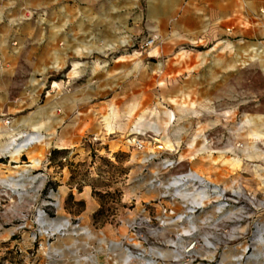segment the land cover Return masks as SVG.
<instances>
[{
  "label": "rangeland",
  "instance_id": "obj_1",
  "mask_svg": "<svg viewBox=\"0 0 264 264\" xmlns=\"http://www.w3.org/2000/svg\"><path fill=\"white\" fill-rule=\"evenodd\" d=\"M112 1L115 6L111 14L112 34L103 29L98 31L105 27L99 26L100 23L87 25L86 28L93 27L99 35L67 38L64 60L56 67L43 64L44 52L33 57L35 72L26 73L13 86L14 93L19 95L17 113L48 106L58 117L59 96L65 90L76 92L80 105L86 104L88 98L93 102L117 92L118 96L110 102L115 111L125 107L127 111L143 112L161 124L167 120L174 122L171 128L168 123L166 129L156 131L155 137L162 148H170L175 140L178 152L184 157L176 172L190 167L223 188L227 196L222 209L226 219L220 225L196 228L192 233L186 227L173 229L145 224L138 229L143 238L139 246L144 252L157 245L161 254L170 248L175 259L169 264H193L200 260L199 248L208 250V264H220L219 256L229 253L240 255L239 264H250L259 255L260 240L264 237V224L261 227L257 218L264 209V30L237 36L223 33L210 42L202 39L204 31H201V40H197L183 34L180 21L164 19L167 13L162 4H148L147 0ZM26 10L32 14L25 15ZM156 12L161 20H153ZM46 14L43 6H22L10 15L15 25L31 20L41 29ZM221 24L223 32L232 27L229 22ZM170 31L181 34L172 44L175 51H181L178 56L182 54L184 58L188 51L197 54L200 63L193 70L198 73L197 82L187 69L191 63L177 72L165 65L169 55L164 53L170 46L166 34ZM150 33L157 34V41L141 47V41ZM214 44L221 47L207 53L206 48ZM210 56L223 60L225 66L221 70L223 78L211 84L209 77L219 70L215 63L212 67L207 63ZM170 110L173 116L168 117ZM3 119L8 124L9 119ZM50 130L56 135L43 140L50 145L61 144L58 128ZM21 132L30 133L19 130L0 136V148L5 150L0 156V264H71L74 260H78L77 264H111L107 258L112 253L125 264L130 255L125 243L128 236H133L124 224L125 210L130 206L121 201L125 178L131 172L125 159L133 147L125 142L128 132L121 135L120 151H112L95 133L87 132L73 144L77 151L69 160L73 151L66 152L63 160L55 154L44 168L41 163L27 160L25 153L9 154L20 145L14 137ZM64 133L61 129L59 135ZM92 135L96 139H91ZM155 142L144 139L143 143L145 148L153 149ZM3 143L7 146L2 147ZM27 156L32 158L37 154ZM57 160L68 165L76 187L83 183L90 186L91 195L98 203L87 220L69 221L63 233L60 228L65 222L52 218L59 211ZM169 191L176 196L171 200L174 209L191 200L184 188L175 185ZM194 201H197L195 197ZM209 205L217 211L216 201L210 199ZM65 207L71 218L72 213L85 211L83 202L71 198L65 200ZM190 239L195 243L184 251ZM131 241L136 240L133 237ZM139 260L143 264H167L145 255L139 256Z\"/></svg>",
  "mask_w": 264,
  "mask_h": 264
},
{
  "label": "crops",
  "instance_id": "obj_2",
  "mask_svg": "<svg viewBox=\"0 0 264 264\" xmlns=\"http://www.w3.org/2000/svg\"><path fill=\"white\" fill-rule=\"evenodd\" d=\"M147 3L164 5L166 7L165 13H167L164 19L170 22L180 21V27L185 30L183 34L195 36L197 40H201L199 36L201 31H204L202 39L210 42L211 39L223 33L229 36H237L241 35L242 32L248 34L264 30V0H147ZM22 6H43L46 8L47 14L41 29L31 20H23L17 25L13 24V17L10 14L20 11ZM87 6L92 9L87 8ZM114 9L112 0H72L71 2L64 0H0V136L6 137L10 133L24 130L29 131L30 134L41 133V140H43L56 135V132L50 130L54 127L58 128L59 141H62L58 145H50L44 140L43 142L41 140L29 142L23 148L20 147L21 145H17L9 153L10 155L25 153L27 160H31L33 164L41 163L44 168L51 163L49 157L51 148L65 149V153L60 154V156H66V152L73 151L68 156L69 160L71 155L77 151L73 144L87 132L95 133L96 137L104 140L107 147L112 151H120L121 135L133 128L160 132L167 128L168 123H170V128L172 127L174 122L167 120L161 124L150 120L149 116L143 112L137 113L134 109L127 111L124 107L120 111H115L110 102L118 96L117 92L106 94L102 99L93 102L87 95L88 102L80 105V96L76 92L65 90L59 96L58 117L50 112L48 106L41 109L26 110L25 113H17L20 112L15 107L16 102L19 101V95L14 93L13 86L18 85L21 80L19 78L26 73L35 72L33 57L35 55L40 56L44 52L46 57L43 64L51 68L56 67L61 59L64 60L67 38L75 40L87 34L99 35L93 27L86 28L87 25L94 26V23L97 25L100 23L99 26L105 25V27L99 28L98 31L103 29L107 34H112L111 14ZM152 18L154 21L162 19L159 12H156ZM221 22H229L232 27L223 32ZM171 28L170 26V30ZM180 35L179 32L174 33L173 31L166 34L170 40V46L166 47L168 51L164 53L169 55L165 65L177 72V70L185 68V64L191 63L187 69L194 77V81L197 82L198 73L193 71L196 65L200 63L197 54L188 51L182 58V54L178 56L181 51H175L172 45ZM220 47L218 44H214L208 46L206 50L207 53H211ZM224 51L222 50L221 53ZM215 59L210 56L207 62L211 67L215 63L219 70L216 75L209 77L208 83L210 84L224 76V71H221L225 67L224 61ZM37 66L42 67L40 64ZM66 102L69 104L66 105ZM167 115L168 117L169 115L173 116V112L170 110ZM5 117L9 119L8 124L3 119ZM61 129L65 130L63 135H59ZM109 133L110 135H105ZM67 139L70 140L69 143L66 142ZM125 142L129 144L126 140ZM1 146L6 147L7 144L3 143ZM145 147L143 143L140 148L132 147L126 153V166L127 168L131 166V172L126 176L125 189L121 192V201L130 206L125 210V227L131 217L147 215L150 216L147 224H155L162 217L164 222L160 226L173 229L190 226L193 228H210L225 221L224 211H215L209 203L192 212L182 207L175 208L173 213L160 212L162 207L172 206L171 200L168 198L170 192L166 188L165 182L172 173L178 170L177 166L184 157L178 152V148H176L178 145L175 144V140L174 143H171L170 148L169 146L162 149ZM28 153H36L37 156L29 158ZM150 155L151 157H149ZM169 158L176 159V163L171 168H165L163 161ZM29 164L28 162L27 165ZM56 166L59 171L57 176L59 211L56 210L52 218L61 219L65 223L78 219L87 220L88 215L98 206L97 201L91 195L90 186L83 183L81 187H76L74 185L76 180L71 177L70 168L65 162L57 160ZM188 168L190 169V167ZM195 173L203 177L200 173ZM164 193L167 194L164 196L162 195ZM67 198H71L75 202L81 200L85 206V211L83 213L80 210L77 213L74 212L71 218L69 213L65 212V200ZM147 203L148 206L142 208ZM181 215L183 216L180 219ZM257 218L262 227L264 209L259 212ZM165 249L167 252L161 254L159 246L155 245L144 250L143 255L154 261L164 260L169 264L175 259L174 252L168 247ZM259 252L256 258L250 260V264H264V237L260 240ZM198 256L200 260H196L193 264H208L206 261L210 260V257L207 249L199 248ZM107 259H110L111 264H121L120 259L115 257L113 253L112 257ZM218 260L220 264H239L241 257L229 253L228 256H219ZM136 261L139 262V258ZM77 262L78 260H74L71 264H77Z\"/></svg>",
  "mask_w": 264,
  "mask_h": 264
},
{
  "label": "built area",
  "instance_id": "obj_3",
  "mask_svg": "<svg viewBox=\"0 0 264 264\" xmlns=\"http://www.w3.org/2000/svg\"><path fill=\"white\" fill-rule=\"evenodd\" d=\"M32 14L29 10L25 11V15ZM157 41V34L150 33L146 35L143 40L140 43V46L148 47L154 44ZM156 131L154 130H148V129H139V128H133L127 133L126 141L135 148H140L143 145L144 139L148 140H156L154 146L156 149H162V144L158 142V139L155 137ZM15 140L18 139L19 144L22 146H25L26 144H29V142L33 141H39L42 138L41 133H25L21 132L20 134L17 133L14 137ZM20 139V140H19ZM91 139H96L94 135L91 136ZM14 143V142H13ZM4 149L0 148V156L3 155ZM151 157V155L149 156ZM153 157V156H152ZM64 159V157H62ZM176 159L169 158L165 161H163V166L165 168H171L175 165ZM179 186L181 188H184L186 193L188 194V197L191 198V200L181 203V207L185 210H188L189 212L195 211L197 208H200L204 204L209 203V200L212 199L217 202L216 210L221 211L223 207L227 204L225 201L226 195L224 193V190L221 186L218 184H214L207 179L199 176L195 173V171L187 168L182 171H177L172 173L168 179L165 182L166 188L169 190L172 186ZM170 192V191H169ZM167 193H164L162 195H166ZM176 198L173 193L170 192L168 195V198L172 200ZM197 199V201H194ZM213 197V198H212ZM207 200L204 204L203 201ZM148 206V203L143 205L142 208H146ZM174 208L172 206H164L160 209V212L168 214L173 213ZM183 215H181L179 218L181 219ZM150 219V216H133L131 217L126 225L127 230L133 235L128 236V241L125 243V250L130 254L129 257L125 260V264H130L135 262L139 256L141 257L143 255V248L139 245H141L142 237L138 233V229L142 227L143 225L147 224V221ZM162 217L157 220L155 225H162L163 224ZM190 232L192 233L194 229L193 227H188ZM130 237V238H129ZM134 237L136 240L135 242L131 241V239ZM141 239V240H140ZM143 242V241H142ZM195 243L194 239H190L187 244L184 247V251L189 250L193 247ZM130 246V247H129ZM133 251V252H132ZM137 264H143L141 261L137 262Z\"/></svg>",
  "mask_w": 264,
  "mask_h": 264
},
{
  "label": "trees",
  "instance_id": "obj_4",
  "mask_svg": "<svg viewBox=\"0 0 264 264\" xmlns=\"http://www.w3.org/2000/svg\"><path fill=\"white\" fill-rule=\"evenodd\" d=\"M62 153H65V149H63V148H51L50 150H49V157H50V159L52 160V159H54V156H55V154L57 155V154H62ZM62 157H64V159H65V156L64 155H62L61 156V159H62ZM63 160V159H62ZM60 161V160H59ZM79 188V187H78ZM77 202H81L82 203V201L81 200H79V201H77Z\"/></svg>",
  "mask_w": 264,
  "mask_h": 264
},
{
  "label": "bare ground",
  "instance_id": "obj_5",
  "mask_svg": "<svg viewBox=\"0 0 264 264\" xmlns=\"http://www.w3.org/2000/svg\"><path fill=\"white\" fill-rule=\"evenodd\" d=\"M75 65H76V64H73V66H75ZM74 70H75V67H73L72 71H74ZM11 155H12V154H11ZM69 224H70L69 222L65 223L64 226H62V227L60 228V232L63 233L64 230L66 229V227L69 226Z\"/></svg>",
  "mask_w": 264,
  "mask_h": 264
}]
</instances>
